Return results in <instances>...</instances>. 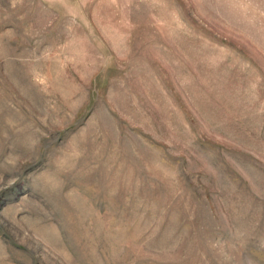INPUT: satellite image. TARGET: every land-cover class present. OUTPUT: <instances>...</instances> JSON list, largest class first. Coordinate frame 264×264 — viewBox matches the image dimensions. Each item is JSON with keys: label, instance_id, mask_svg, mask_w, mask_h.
<instances>
[{"label": "rangeland", "instance_id": "obj_1", "mask_svg": "<svg viewBox=\"0 0 264 264\" xmlns=\"http://www.w3.org/2000/svg\"><path fill=\"white\" fill-rule=\"evenodd\" d=\"M0 264H264V0H0Z\"/></svg>", "mask_w": 264, "mask_h": 264}]
</instances>
